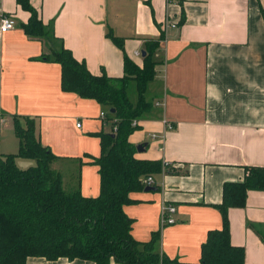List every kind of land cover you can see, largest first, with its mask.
I'll return each instance as SVG.
<instances>
[{
  "label": "crops",
  "instance_id": "crops-1",
  "mask_svg": "<svg viewBox=\"0 0 264 264\" xmlns=\"http://www.w3.org/2000/svg\"><path fill=\"white\" fill-rule=\"evenodd\" d=\"M29 4L48 38L26 35L30 13L16 0H0V14L15 21L14 29L0 33V152L17 153L13 117L31 118L41 144L55 156L50 167L63 189L96 197L99 175L92 161L101 153L99 134L111 133V121L100 117L108 109L64 93L60 66L46 56L63 46L92 75L120 78L123 53L107 33L124 39V52L139 67L144 41L162 35L160 62L145 91L151 108L136 119L139 128L129 142L143 146L137 159L161 161L174 173L153 176L157 190L131 194L135 203L124 211L133 220L134 240L147 242L159 233L157 253L198 262L207 233L222 226L215 206L222 202L223 184L241 182L243 167H264V0ZM127 97L137 103L134 82ZM165 205L175 207V223L161 229ZM227 216L230 242L244 249L245 263L264 264V191H248L245 207L230 208ZM26 264L94 263L28 258Z\"/></svg>",
  "mask_w": 264,
  "mask_h": 264
},
{
  "label": "trees",
  "instance_id": "trees-1",
  "mask_svg": "<svg viewBox=\"0 0 264 264\" xmlns=\"http://www.w3.org/2000/svg\"><path fill=\"white\" fill-rule=\"evenodd\" d=\"M16 3L30 13L23 26L25 34L48 38L49 30L29 0ZM183 21L182 17L180 23ZM107 38L123 53L120 78L108 77L103 71L99 76L92 75L85 63L75 60L63 46L51 48L46 56L60 66V88L64 93L94 100L108 109L106 118L111 121V133L99 134L101 153L92 161L98 169L99 193L86 197L78 190L65 191L60 174L50 167L55 156L41 144L35 121L14 116L17 153L0 152V264H26L28 258L94 264H246L244 249L230 242L227 212L230 208L245 207L248 191H264V167H243L241 182L223 184L222 202L215 206L222 226L207 233L198 262L170 259L157 253L159 233L143 243L133 239V220L124 211L125 206L135 203L130 195L144 190L143 179L174 173L161 161L137 159L136 148L129 142L139 128L132 127V122L151 108L145 91L160 62L163 36L144 41L142 67L124 52V39L110 33ZM130 82L137 89L135 105L127 97ZM18 158L33 160L35 164L20 169L16 165Z\"/></svg>",
  "mask_w": 264,
  "mask_h": 264
},
{
  "label": "built area",
  "instance_id": "built-area-1",
  "mask_svg": "<svg viewBox=\"0 0 264 264\" xmlns=\"http://www.w3.org/2000/svg\"><path fill=\"white\" fill-rule=\"evenodd\" d=\"M171 27H175L174 25H170ZM15 27V21L11 16H7L4 14H0V33H6ZM138 54V53H137ZM156 105H159V103H156ZM100 117L102 119H105L107 117V114L101 113ZM3 123V120L0 119V125ZM132 127H136L137 125V120H134L132 122ZM77 127H79V124H77ZM167 129H172L170 125L167 124ZM114 132L116 131V128L113 130ZM152 138H156L155 135H152ZM164 165H166L164 163ZM142 184L145 186H152L154 185V179L153 177H148L146 179L142 180ZM176 209L174 206L171 205H165L161 209V214H160V228H164L166 226L173 225L175 223V220L173 218V214L175 213Z\"/></svg>",
  "mask_w": 264,
  "mask_h": 264
},
{
  "label": "rangeland",
  "instance_id": "rangeland-1",
  "mask_svg": "<svg viewBox=\"0 0 264 264\" xmlns=\"http://www.w3.org/2000/svg\"><path fill=\"white\" fill-rule=\"evenodd\" d=\"M12 133V132H10ZM35 163L33 160H29V159H18L16 160V165L21 168V169H26L29 166H33Z\"/></svg>",
  "mask_w": 264,
  "mask_h": 264
},
{
  "label": "water",
  "instance_id": "water-1",
  "mask_svg": "<svg viewBox=\"0 0 264 264\" xmlns=\"http://www.w3.org/2000/svg\"><path fill=\"white\" fill-rule=\"evenodd\" d=\"M144 56H145V52L142 51V52H141V57H144ZM109 112H110L111 114L114 113L113 110H110ZM136 150H137L138 152H141V151L143 150V146H142V145H138V146H136ZM156 190H157V188L152 187V186H146V187L144 188V191H145V192L156 191Z\"/></svg>",
  "mask_w": 264,
  "mask_h": 264
}]
</instances>
